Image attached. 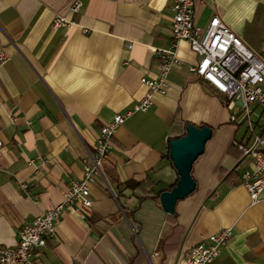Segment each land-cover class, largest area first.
<instances>
[{"label": "crops", "instance_id": "0c3cea01", "mask_svg": "<svg viewBox=\"0 0 264 264\" xmlns=\"http://www.w3.org/2000/svg\"><path fill=\"white\" fill-rule=\"evenodd\" d=\"M70 1L0 0L4 246L82 177L101 126L143 95L140 78L157 72L155 49L171 44L173 0H82L72 23L53 28V15H68ZM215 13L264 59V0H205L195 6L196 25ZM177 55L166 91L116 127L101 175L89 184L91 206L63 209L55 235L37 249L41 264H184L190 247L223 227L231 235L213 264H264V194L251 202L241 179L253 163L239 145L252 133L238 106L191 71L197 56L185 40ZM250 111L256 132L261 108ZM187 123L212 135L192 164L194 190L168 213L159 193L178 173L167 143Z\"/></svg>", "mask_w": 264, "mask_h": 264}, {"label": "built area", "instance_id": "2783aa9c", "mask_svg": "<svg viewBox=\"0 0 264 264\" xmlns=\"http://www.w3.org/2000/svg\"><path fill=\"white\" fill-rule=\"evenodd\" d=\"M204 2L205 0H173L171 44L167 48L155 49V54L160 59L156 74L151 78H140V82L146 87L145 92L131 107L114 114L101 126L93 152L83 160L82 177L70 180L62 201L20 226L16 232L15 245L0 244V264H41L37 249L45 247L47 240L55 235L56 223L63 209L75 202H80L75 207L79 211L82 207L91 206L89 184L101 175V164L107 157L110 137L132 112L148 110L154 93L166 91L168 71L180 62L177 55V44L180 40H185L197 56L190 67L191 71L217 92L232 100L243 115L252 137L247 144L239 145V148L245 155L252 157L253 164L251 169L241 172L242 185L251 202L259 200L264 194V59L248 47L218 14H213L205 27L196 25L195 6L203 5ZM81 4L82 0H71L67 6L68 15L55 13L51 26L67 27L73 22L70 16L79 11ZM126 46L131 47V43ZM6 58L0 52V63ZM251 104L261 108L259 129L256 132L250 119ZM235 119V115H230L231 121ZM21 185L25 186L23 183ZM230 235V227H223L207 235L188 249L184 264H213L221 245Z\"/></svg>", "mask_w": 264, "mask_h": 264}, {"label": "water", "instance_id": "95a60500", "mask_svg": "<svg viewBox=\"0 0 264 264\" xmlns=\"http://www.w3.org/2000/svg\"><path fill=\"white\" fill-rule=\"evenodd\" d=\"M211 135V127L187 123L181 136L168 141V157L178 173V179L169 189L159 193V200L164 211L172 213L176 201L194 190L192 164L203 152L205 143Z\"/></svg>", "mask_w": 264, "mask_h": 264}, {"label": "trees", "instance_id": "16d2710c", "mask_svg": "<svg viewBox=\"0 0 264 264\" xmlns=\"http://www.w3.org/2000/svg\"><path fill=\"white\" fill-rule=\"evenodd\" d=\"M184 129H185V125H184L183 129L179 133L169 135V139L168 140H170L171 138H175V137L181 136L183 134V132H184ZM165 155L168 156V143H167V150H166Z\"/></svg>", "mask_w": 264, "mask_h": 264}, {"label": "rangeland", "instance_id": "374dc122", "mask_svg": "<svg viewBox=\"0 0 264 264\" xmlns=\"http://www.w3.org/2000/svg\"><path fill=\"white\" fill-rule=\"evenodd\" d=\"M237 107L233 105V109L235 110Z\"/></svg>", "mask_w": 264, "mask_h": 264}]
</instances>
